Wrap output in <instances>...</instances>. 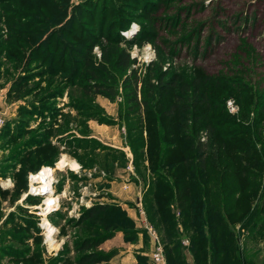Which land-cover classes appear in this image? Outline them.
<instances>
[{"label": "rangeland", "instance_id": "rangeland-1", "mask_svg": "<svg viewBox=\"0 0 264 264\" xmlns=\"http://www.w3.org/2000/svg\"><path fill=\"white\" fill-rule=\"evenodd\" d=\"M67 3L64 23H46L41 28L48 34L24 39L16 57L8 49L16 31L9 17L18 8L0 4V264H77L90 253L103 260L89 264H161L152 258L157 241L168 264L169 237L148 210L159 169L153 168L160 159L157 145L176 139L170 133L177 129L173 107L181 95L192 116H202L189 122L188 145L209 140L206 122L208 130L218 128L221 139L208 147L211 161L220 155L218 170L248 147L262 148L255 108L264 102V0ZM90 38L95 73L77 57ZM122 50L130 52L128 68L117 63ZM93 83L104 84L103 94L85 89ZM64 158L67 164L60 165ZM46 166L54 169L53 185L43 184L49 195L28 193L14 206L28 191L29 176ZM227 173L233 175L231 167ZM9 176L15 186L4 188ZM48 196L56 206L47 214ZM262 199L255 192L251 210L236 220L246 225H235L243 251L257 252L256 264H264V240L246 234L259 221ZM101 205H108L101 214L86 213ZM228 219L234 221L229 213ZM179 231L189 248L181 224ZM84 244L94 245L84 250Z\"/></svg>", "mask_w": 264, "mask_h": 264}, {"label": "trees", "instance_id": "trees-1", "mask_svg": "<svg viewBox=\"0 0 264 264\" xmlns=\"http://www.w3.org/2000/svg\"><path fill=\"white\" fill-rule=\"evenodd\" d=\"M1 3H14V6L18 8L13 16L9 17L15 22L10 29L16 28V31L11 33L15 43L9 44L8 49L10 55L15 57L16 52H22L23 47L20 43H24V39L48 34L49 29L41 28L42 26H47L48 22L62 24L68 16L67 0H23L21 2L0 0ZM18 14L23 15L18 18ZM21 18L26 20L27 24L21 23L19 24L21 27H18L17 21H21ZM33 25L37 26V29L32 27ZM87 40L88 45H79L77 57L91 73H95L91 68L93 62L90 57L95 40L93 38ZM134 43H137V39ZM39 44L40 47L44 45L42 40ZM116 57L120 66L130 67V52L122 50L119 54L116 53ZM98 74L100 77V73ZM103 86L104 84L101 83H93L87 85L85 89L96 90L95 93L103 94L105 90ZM176 100L179 103L174 105L173 111L178 110V124L177 129H173L170 133V137L176 139L161 141L157 145L156 153L160 155V159L153 168L159 169L155 171L157 183H154L150 190L151 203L148 208L153 212V220L155 218L162 225L165 235L169 237L166 245L167 249L169 248L166 252L167 262L168 264H191V255L194 264H256L257 252L253 255L243 251L235 225L239 222L242 223L241 226L246 225V221L236 220L251 210V198L255 192L259 191L263 198L259 221L252 224L246 235L254 242L264 240V221H262L264 219V138L258 140L261 144H256L258 147L262 145L261 149L248 147L240 157L233 155L234 159L229 162L226 169L218 170L217 166L221 167L220 155L218 154L217 157L215 155L211 161L208 151L209 142L214 148L218 139H221V136L218 138L215 135L218 128L208 130L210 126L205 121L204 127H207L209 140L207 142L199 140L195 146L188 145V140L192 138V133L188 129L191 127L189 122L195 120L193 123L196 124V120H200L202 116L199 118L192 116L191 106L187 105L183 96H176ZM255 119H257V131L260 134L264 133L263 101L256 104ZM148 148H150L149 144ZM229 167L233 170L232 176L227 173ZM174 205L180 210V218H177L176 212L173 211ZM107 208L108 205L93 206L86 213L94 217ZM228 213L234 221H229ZM180 224L188 233L189 248L182 244V237L179 234ZM93 245L84 244L81 248L85 250ZM188 251L191 252L190 255ZM92 256V253L80 256L77 264L96 263L103 260L102 257L94 259Z\"/></svg>", "mask_w": 264, "mask_h": 264}, {"label": "built area", "instance_id": "built-area-1", "mask_svg": "<svg viewBox=\"0 0 264 264\" xmlns=\"http://www.w3.org/2000/svg\"><path fill=\"white\" fill-rule=\"evenodd\" d=\"M228 108L230 111H233V112L236 111V104H235L234 100L230 99L228 101ZM4 122H5V119L2 116H0V128L3 126ZM47 167L48 166L39 170L37 173L31 174L29 176V188H28V191L25 193V195H27L29 193V195L37 196V195H39V192H42L40 195H42V194L43 195H49V194H44L46 191H45V187H43V184H45V183H51L52 184L53 179L51 178V176L54 173V169H53L52 173H48V171L46 170ZM2 185L4 188L10 187L12 185L11 179L7 178L6 181L4 183H2ZM52 192L53 191H51V189H50L49 193H52ZM51 198L49 199V196H48V201L44 202V207H43L44 213L48 214L50 212V210H53L56 206V198L53 197V198H55V200L54 199L51 200ZM186 242H188V240H186ZM152 258L156 263H163V264L166 263L164 248H163L160 241L156 242V247L152 253Z\"/></svg>", "mask_w": 264, "mask_h": 264}, {"label": "crops", "instance_id": "crops-1", "mask_svg": "<svg viewBox=\"0 0 264 264\" xmlns=\"http://www.w3.org/2000/svg\"><path fill=\"white\" fill-rule=\"evenodd\" d=\"M91 125H93V124H91ZM93 129H94V134H96L97 136L99 135V130L97 129V127H94L93 126ZM260 146V145H259ZM9 179H11V181H12V185L11 186H15V181H14V179L11 177V176H9L8 177ZM10 186V187H11ZM11 188H13V187H11ZM25 196V192L23 193V194H20L19 195V198H17V200L15 201V204H14V206H17L18 204H20L21 202H22V199L24 200V197ZM14 206L12 207V208H14ZM18 206H20V205H18ZM162 264V263H161Z\"/></svg>", "mask_w": 264, "mask_h": 264}, {"label": "bare ground", "instance_id": "bare-ground-1", "mask_svg": "<svg viewBox=\"0 0 264 264\" xmlns=\"http://www.w3.org/2000/svg\"><path fill=\"white\" fill-rule=\"evenodd\" d=\"M66 161H67V159H65V158H64V159H62V161L60 162V165H66V164H67V162H66ZM69 163H70V162H69ZM70 165H72V167H73V166H75V165H76V163H74V164H73V163H70ZM47 171H48V173H51V172H53V170H52V169H48ZM51 200H52V199H51Z\"/></svg>", "mask_w": 264, "mask_h": 264}]
</instances>
